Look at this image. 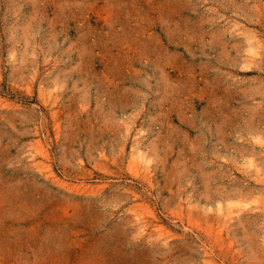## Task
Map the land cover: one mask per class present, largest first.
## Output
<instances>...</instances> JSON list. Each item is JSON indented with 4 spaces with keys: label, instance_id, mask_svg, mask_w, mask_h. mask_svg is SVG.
Here are the masks:
<instances>
[{
    "label": "rangeland",
    "instance_id": "374dc122",
    "mask_svg": "<svg viewBox=\"0 0 264 264\" xmlns=\"http://www.w3.org/2000/svg\"><path fill=\"white\" fill-rule=\"evenodd\" d=\"M0 264H264V0H0Z\"/></svg>",
    "mask_w": 264,
    "mask_h": 264
}]
</instances>
